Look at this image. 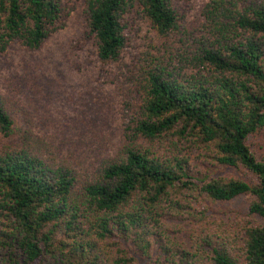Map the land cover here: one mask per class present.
<instances>
[{
    "label": "trees",
    "instance_id": "obj_1",
    "mask_svg": "<svg viewBox=\"0 0 264 264\" xmlns=\"http://www.w3.org/2000/svg\"><path fill=\"white\" fill-rule=\"evenodd\" d=\"M77 7L121 70L120 141L72 165L0 96V264H264V0H204L191 25L176 0H0V57Z\"/></svg>",
    "mask_w": 264,
    "mask_h": 264
},
{
    "label": "rangeland",
    "instance_id": "obj_2",
    "mask_svg": "<svg viewBox=\"0 0 264 264\" xmlns=\"http://www.w3.org/2000/svg\"><path fill=\"white\" fill-rule=\"evenodd\" d=\"M203 1L176 0L186 10L187 24L195 20ZM139 29L133 38L140 50L154 33L142 25ZM83 32L77 7L39 50L13 43L0 57V96L16 124L30 129L60 160L82 168L114 150L121 132L119 85L112 82L121 70L116 64H101ZM128 51L136 55L131 46Z\"/></svg>",
    "mask_w": 264,
    "mask_h": 264
}]
</instances>
